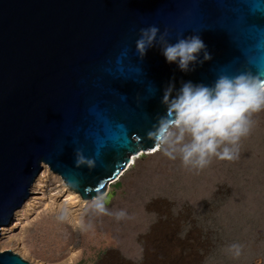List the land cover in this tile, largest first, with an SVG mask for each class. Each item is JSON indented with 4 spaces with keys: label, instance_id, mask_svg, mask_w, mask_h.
Listing matches in <instances>:
<instances>
[{
    "label": "water",
    "instance_id": "95a60500",
    "mask_svg": "<svg viewBox=\"0 0 264 264\" xmlns=\"http://www.w3.org/2000/svg\"><path fill=\"white\" fill-rule=\"evenodd\" d=\"M193 36L206 47L190 70L168 63L163 48ZM241 74L264 77V0H0V225L41 195L29 187L45 166L92 197L132 132L149 146L171 119L167 90Z\"/></svg>",
    "mask_w": 264,
    "mask_h": 264
},
{
    "label": "rangeland",
    "instance_id": "374dc122",
    "mask_svg": "<svg viewBox=\"0 0 264 264\" xmlns=\"http://www.w3.org/2000/svg\"><path fill=\"white\" fill-rule=\"evenodd\" d=\"M250 119L234 160L200 169L160 146L141 152L107 186L112 215L45 166L31 189L41 195L2 227L0 251L32 264H264V111Z\"/></svg>",
    "mask_w": 264,
    "mask_h": 264
},
{
    "label": "clouds",
    "instance_id": "9594fccd",
    "mask_svg": "<svg viewBox=\"0 0 264 264\" xmlns=\"http://www.w3.org/2000/svg\"><path fill=\"white\" fill-rule=\"evenodd\" d=\"M157 31L155 27L143 30L142 38L137 41V49L142 55L155 41ZM205 47L200 37L193 36L168 44L163 48V55L168 63H176L182 71H188ZM209 58L205 52V59ZM170 96L171 88L166 92L165 103L173 118L165 121L160 129V150L170 160H176L179 155L184 166L202 169L211 163V157L220 160L237 158L235 146L250 131V117L264 111V79L251 74L221 76L214 87L189 81L175 97ZM79 162L84 163V158L81 157ZM87 163L91 165L92 161ZM111 199L109 192L98 194L93 200L97 212L112 215L106 208ZM115 215L120 220L127 214L122 210ZM58 219L63 220L65 216L61 214ZM78 224L83 226L82 222ZM236 254L239 255L238 248Z\"/></svg>",
    "mask_w": 264,
    "mask_h": 264
},
{
    "label": "bare ground",
    "instance_id": "6f19581e",
    "mask_svg": "<svg viewBox=\"0 0 264 264\" xmlns=\"http://www.w3.org/2000/svg\"><path fill=\"white\" fill-rule=\"evenodd\" d=\"M264 79V77L262 78ZM166 111L171 114V119L173 118V114L172 112L170 111L169 109V106H167L166 108ZM170 119V120H171ZM168 120V121H170ZM130 139L134 142V147H135V150L134 151H127L125 152L124 156H123V161L120 165V167L118 168V170L116 172H114L113 174L111 175H108L106 177H103L102 180H101V188L98 190V192L92 196V197H85L81 194V192L73 189L70 184L67 182V180L59 173V172H56L55 170L52 169V171H54L55 173L59 174L65 181V183L67 184V186L74 190L75 192L79 193L83 199H86V200H90V199H94L98 194H100L101 192H107V186L109 185L110 181H113L114 182H117L119 180V178H121V176L123 175L124 172H126V170L128 169V167L130 165H132L136 158L139 157L140 153L141 152H148L152 149H154V151H156L158 148L157 146H160V143H159V139H160V130L159 132L156 134L155 138H154V141H153V144L147 146V144L144 142V140L142 139V137L140 136V134L138 132H132L130 134ZM153 151V150H152ZM150 151V152H152ZM135 155V156H133ZM38 180V179H37ZM35 180L34 182H32L31 186L29 187V192H31V189H32V186L36 183ZM113 183V182H112ZM32 195H30L29 197H27L26 199H24L23 201V204L21 207L19 208H16L14 211H13V216H12V220H11V224L13 223V221L15 220V215L16 213L18 212L19 209H21L24 205H26L28 199L31 197ZM10 224V225H11ZM9 226V225H8ZM2 227H6V226H3V225H0V236H1V229ZM3 252H12L14 253L15 255H17L18 257H20L22 260H24L25 262H27L28 264H32L31 262H29L28 260L24 259L22 256H20L19 254L13 252L12 250H7V251H0V253H3ZM156 259V258H155Z\"/></svg>",
    "mask_w": 264,
    "mask_h": 264
}]
</instances>
